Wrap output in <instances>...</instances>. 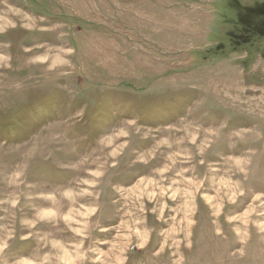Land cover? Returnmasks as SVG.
<instances>
[{
  "label": "rangeland",
  "instance_id": "obj_1",
  "mask_svg": "<svg viewBox=\"0 0 264 264\" xmlns=\"http://www.w3.org/2000/svg\"><path fill=\"white\" fill-rule=\"evenodd\" d=\"M0 264H264V0H0Z\"/></svg>",
  "mask_w": 264,
  "mask_h": 264
},
{
  "label": "bare ground",
  "instance_id": "obj_2",
  "mask_svg": "<svg viewBox=\"0 0 264 264\" xmlns=\"http://www.w3.org/2000/svg\"><path fill=\"white\" fill-rule=\"evenodd\" d=\"M236 160V159H235ZM244 160V159H243ZM237 164H239V166H241V167H243L244 168V164L243 163H239L240 161H235ZM239 170V169H238ZM237 176H238V174H237ZM236 177V176H235ZM238 179H239V176H238ZM239 181H240V179H239ZM239 181H238V183H239ZM236 187V186H235ZM241 187V186H240ZM133 190V189H132ZM235 190V189H234ZM231 191V190H230ZM215 255V254H214Z\"/></svg>",
  "mask_w": 264,
  "mask_h": 264
}]
</instances>
